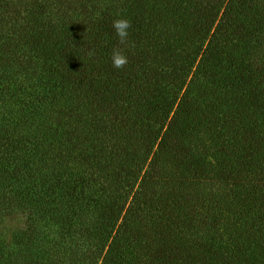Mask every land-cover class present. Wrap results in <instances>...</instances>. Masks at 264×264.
I'll use <instances>...</instances> for the list:
<instances>
[{
    "label": "trees",
    "instance_id": "trees-1",
    "mask_svg": "<svg viewBox=\"0 0 264 264\" xmlns=\"http://www.w3.org/2000/svg\"><path fill=\"white\" fill-rule=\"evenodd\" d=\"M0 264H264V0H0Z\"/></svg>",
    "mask_w": 264,
    "mask_h": 264
},
{
    "label": "clouds",
    "instance_id": "clouds-1",
    "mask_svg": "<svg viewBox=\"0 0 264 264\" xmlns=\"http://www.w3.org/2000/svg\"><path fill=\"white\" fill-rule=\"evenodd\" d=\"M131 21L127 18L120 17L113 20L112 27L118 38L119 45H125L129 37V29L131 28ZM94 54V53H90ZM112 66L116 69H122L128 64V56L125 48L114 47L110 56Z\"/></svg>",
    "mask_w": 264,
    "mask_h": 264
},
{
    "label": "rangeland",
    "instance_id": "rangeland-1",
    "mask_svg": "<svg viewBox=\"0 0 264 264\" xmlns=\"http://www.w3.org/2000/svg\"><path fill=\"white\" fill-rule=\"evenodd\" d=\"M22 222L23 221H22L21 216L10 217L5 221L4 226L5 227H16L18 225H22Z\"/></svg>",
    "mask_w": 264,
    "mask_h": 264
}]
</instances>
